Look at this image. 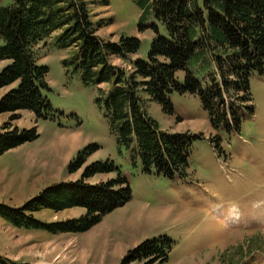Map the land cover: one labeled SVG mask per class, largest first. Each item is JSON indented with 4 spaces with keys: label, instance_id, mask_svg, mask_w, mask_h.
Here are the masks:
<instances>
[{
    "label": "trees",
    "instance_id": "16d2710c",
    "mask_svg": "<svg viewBox=\"0 0 264 264\" xmlns=\"http://www.w3.org/2000/svg\"><path fill=\"white\" fill-rule=\"evenodd\" d=\"M142 15L138 26L152 35L146 56L139 54L141 39L122 35L117 42L102 39L84 0H13L0 7V114L10 120L21 111L35 119L57 112L47 96L49 69L38 63V47L50 39L67 52L62 66L68 77L79 76L84 85L96 88L95 104L102 110L119 148L126 149L141 171L164 178L185 176L190 148L196 135L160 129L147 112L156 102L164 112H174L170 95L197 97L216 132L240 130L241 110L253 112L250 77L264 73V0H133ZM100 22V21H99ZM112 58L120 60L114 64ZM182 73V81H180ZM37 127L18 128L6 123L0 134V155L38 138ZM220 137L217 136V139ZM90 145L79 152L72 172L97 150ZM112 162L96 161L71 183L45 188L20 207L0 204V216L10 224L58 233H83L103 216L124 205L132 196L129 180L116 178L91 184L89 178L115 170ZM81 208L85 214L47 223L35 217L41 209L55 213ZM173 242L167 236L145 239L127 251L118 264H165ZM264 252L261 235L238 245L227 264H241ZM0 264L15 262L0 255ZM226 264V263H225Z\"/></svg>",
    "mask_w": 264,
    "mask_h": 264
},
{
    "label": "rangeland",
    "instance_id": "374dc122",
    "mask_svg": "<svg viewBox=\"0 0 264 264\" xmlns=\"http://www.w3.org/2000/svg\"><path fill=\"white\" fill-rule=\"evenodd\" d=\"M84 1L99 23L97 34L102 39L117 42L122 35L136 36L141 39L139 54L146 56L152 35L138 28L142 13L133 0ZM12 2L0 0V7ZM38 51V63L49 69L50 90L44 94L57 112L47 119H35L28 111H21L17 120H10L9 113L0 114V134L6 123L36 126L39 133L35 140L0 155V204L20 207L49 186L77 181L96 161H110L116 169L94 175L89 183L116 178L121 172L129 180L132 196L78 234L16 227L0 216L1 256L31 264H118L143 240L167 236L173 246L165 264H227L251 235H261L264 244V73L250 77L253 112L242 108L239 131L213 130L199 100L189 93L170 95L172 114L156 102L147 103L148 114L161 130L197 136L186 175L168 179L154 171L143 173L140 163H133L129 152L118 147L95 104L96 88L84 85L79 76L66 75L61 62L67 52L50 39ZM112 62L121 63L115 58ZM6 64L0 61V71ZM7 90L0 89V97ZM90 145L98 149L72 172L70 165ZM84 214V209L72 208L57 213L41 209L34 215L55 223ZM241 264H264V252L244 258Z\"/></svg>",
    "mask_w": 264,
    "mask_h": 264
}]
</instances>
